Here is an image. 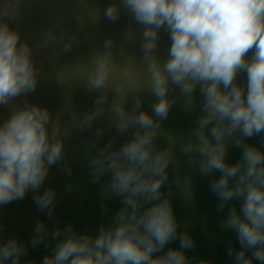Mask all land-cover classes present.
<instances>
[{
  "label": "clouds",
  "instance_id": "9594fccd",
  "mask_svg": "<svg viewBox=\"0 0 264 264\" xmlns=\"http://www.w3.org/2000/svg\"><path fill=\"white\" fill-rule=\"evenodd\" d=\"M81 3L87 19L80 9L73 16L86 40L96 36L89 22L98 27L102 18L116 24L126 16L123 40L138 38V54L107 35L58 70V86L94 94L83 111L66 99L58 114L31 99L44 72L35 53H71L80 33H70L57 17L56 27L34 43L22 31L25 0H0V108L7 109L0 116V206L31 191L51 219L57 191L41 188L53 166L72 176L68 143L74 132L83 145L74 158L86 165L89 183L100 185L101 216L107 201L121 206L94 234L72 223L50 229L38 219L24 242L6 235L0 223V264H34L23 258L45 241L51 252L41 264H218L187 255L195 239L181 228L172 193L174 185L190 204L192 193L187 200L177 177L190 192L192 177L181 175L178 154L189 169L211 177L216 209H227L221 227L239 245L227 242L232 264H264V0H109L103 8ZM162 34L169 41L163 54ZM178 102L193 117L186 132L165 125ZM254 136L258 143L249 142ZM229 147L240 149L235 162L227 159ZM177 240L178 247L165 250Z\"/></svg>",
  "mask_w": 264,
  "mask_h": 264
},
{
  "label": "water",
  "instance_id": "95a60500",
  "mask_svg": "<svg viewBox=\"0 0 264 264\" xmlns=\"http://www.w3.org/2000/svg\"><path fill=\"white\" fill-rule=\"evenodd\" d=\"M100 8H103L109 0H89ZM80 9L82 15L87 19L81 0H25L23 16L24 22L22 31L25 37L34 43L41 38L43 31L48 28L56 27L57 17H63L64 23L68 26L70 33L73 31L80 33V40L74 46L71 53L65 54L62 49L55 54L49 49L36 50V59L38 63H43L44 72L41 75L40 86L31 99L47 104L54 113L62 114L63 104L66 99L74 102L75 106L81 111L91 106L94 99L93 95H88L83 91L82 86L75 90L69 85L58 86L56 82V72L70 67L76 57L86 56L89 49L93 46H99L104 37L113 35L118 42L125 43V47L130 52L138 54V38L133 42L123 40V32L127 23V17L123 16L121 21L112 24L102 18L98 27H93L89 22L87 29L96 33L95 39L89 41L84 38V30L79 28L78 21L73 16V10ZM169 44L166 35L162 34L161 52ZM243 81L244 77L241 76ZM145 107H148V98L146 97ZM7 109L0 108V116L6 115ZM191 116L184 113L178 102L172 109L165 125L177 132H186L192 121ZM108 133L104 140L108 139ZM121 141L124 137L120 138ZM103 142V141H102ZM250 143H258V137H252ZM81 137L79 133L74 132L72 139L68 143L69 155L73 167L71 177L58 166H53L50 170L48 179L41 192L52 186L57 191L58 203L55 208L54 216L47 218L46 213L38 210L33 202V193L31 191L22 199L11 202L5 206H0V223L4 225L5 234H15L21 241L28 242L31 239L35 222L44 220L50 229L59 224L60 227L72 223L77 231L85 229L93 234L97 226L103 221H108L110 217L121 206L118 200L107 201L108 212L101 216L99 184H90L86 165L77 161L74 156L77 150H82ZM240 149L229 147L227 159L229 162H235L239 159ZM178 165L181 175L191 173V192L189 186L184 182L183 177H177V184L183 189L185 197L191 203H186L181 191L173 185L172 202L175 213L180 221L181 228L187 226L195 239V247L187 252L189 257L195 256L196 259H211L218 264H232L227 256V242L231 241L233 245L239 247L235 235L231 231H225L221 227V219L226 215L224 212H218L216 209V196L209 190V180L211 177H203L193 166L189 169L182 156L178 154ZM219 176V173H215ZM175 172L170 171L169 182L171 183ZM71 185L72 190L66 191V186ZM167 185H165V190ZM206 217V219H205ZM47 241L41 243L36 248L29 247L24 260H32L34 264H41L42 258L51 252V247H45ZM179 241H173L167 247H178ZM250 254V253H249ZM195 264V261H193Z\"/></svg>",
  "mask_w": 264,
  "mask_h": 264
}]
</instances>
